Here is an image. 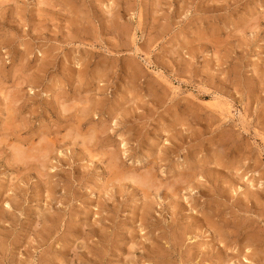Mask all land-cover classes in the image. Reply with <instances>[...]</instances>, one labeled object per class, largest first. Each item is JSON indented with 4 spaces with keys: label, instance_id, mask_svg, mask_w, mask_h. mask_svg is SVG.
<instances>
[{
    "label": "rangeland",
    "instance_id": "1",
    "mask_svg": "<svg viewBox=\"0 0 264 264\" xmlns=\"http://www.w3.org/2000/svg\"><path fill=\"white\" fill-rule=\"evenodd\" d=\"M0 264H264V0H0Z\"/></svg>",
    "mask_w": 264,
    "mask_h": 264
},
{
    "label": "bare ground",
    "instance_id": "2",
    "mask_svg": "<svg viewBox=\"0 0 264 264\" xmlns=\"http://www.w3.org/2000/svg\"><path fill=\"white\" fill-rule=\"evenodd\" d=\"M113 167H114V165H113Z\"/></svg>",
    "mask_w": 264,
    "mask_h": 264
}]
</instances>
